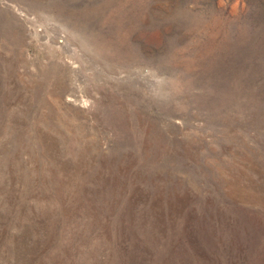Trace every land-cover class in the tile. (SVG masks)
I'll use <instances>...</instances> for the list:
<instances>
[{"label": "rangeland", "instance_id": "374dc122", "mask_svg": "<svg viewBox=\"0 0 264 264\" xmlns=\"http://www.w3.org/2000/svg\"><path fill=\"white\" fill-rule=\"evenodd\" d=\"M0 264H264V0H0Z\"/></svg>", "mask_w": 264, "mask_h": 264}, {"label": "bare ground", "instance_id": "6f19581e", "mask_svg": "<svg viewBox=\"0 0 264 264\" xmlns=\"http://www.w3.org/2000/svg\"><path fill=\"white\" fill-rule=\"evenodd\" d=\"M65 38V37H64ZM66 39V38H65ZM67 43H69L68 41H67ZM73 43V42H72Z\"/></svg>", "mask_w": 264, "mask_h": 264}]
</instances>
